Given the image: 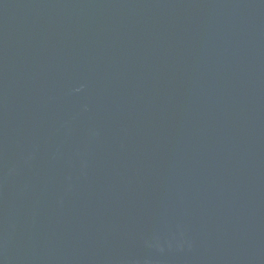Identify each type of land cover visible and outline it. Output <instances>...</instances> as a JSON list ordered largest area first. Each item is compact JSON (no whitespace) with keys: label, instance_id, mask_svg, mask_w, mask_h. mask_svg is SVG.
Returning <instances> with one entry per match:
<instances>
[{"label":"water","instance_id":"water-1","mask_svg":"<svg viewBox=\"0 0 264 264\" xmlns=\"http://www.w3.org/2000/svg\"><path fill=\"white\" fill-rule=\"evenodd\" d=\"M0 264H264V0H0Z\"/></svg>","mask_w":264,"mask_h":264}]
</instances>
